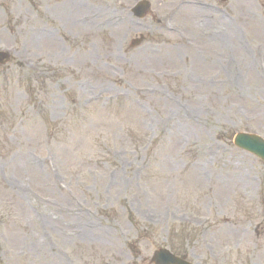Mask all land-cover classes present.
Masks as SVG:
<instances>
[{"label": "rangeland", "instance_id": "374dc122", "mask_svg": "<svg viewBox=\"0 0 264 264\" xmlns=\"http://www.w3.org/2000/svg\"><path fill=\"white\" fill-rule=\"evenodd\" d=\"M137 1L0 0V264H264V20Z\"/></svg>", "mask_w": 264, "mask_h": 264}]
</instances>
